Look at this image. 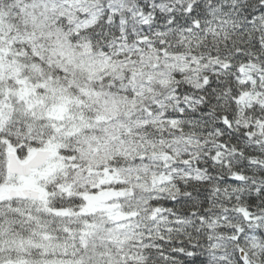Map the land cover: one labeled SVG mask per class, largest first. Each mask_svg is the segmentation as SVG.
<instances>
[{"label": "snow or ice", "instance_id": "6c2138e0", "mask_svg": "<svg viewBox=\"0 0 264 264\" xmlns=\"http://www.w3.org/2000/svg\"><path fill=\"white\" fill-rule=\"evenodd\" d=\"M0 264H264V0H0Z\"/></svg>", "mask_w": 264, "mask_h": 264}]
</instances>
